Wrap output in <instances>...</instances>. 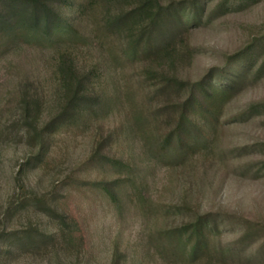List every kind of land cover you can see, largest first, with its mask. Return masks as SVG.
<instances>
[{"label": "rangeland", "instance_id": "rangeland-1", "mask_svg": "<svg viewBox=\"0 0 264 264\" xmlns=\"http://www.w3.org/2000/svg\"><path fill=\"white\" fill-rule=\"evenodd\" d=\"M92 3L94 11L85 18V34L92 47L81 48L75 55L77 66L84 67L83 71H90L94 63H100L98 42L102 41L100 33L109 16L132 9L128 3L119 5L106 0H92ZM208 17H204L198 29L191 31L188 56L177 61L174 67L156 66L154 70L158 74L197 81L210 70L221 68L240 49L264 37V0L250 4L243 11ZM55 60L52 51L24 46L0 62V220L7 201L20 192L15 178L22 170L24 186L28 188L24 190V199L31 194L30 188L45 196L55 192L62 211L78 224L79 232L73 241L75 248L64 250L61 241L58 247L49 246L46 253L38 255L12 252L15 255L0 264H111L115 248L125 254L122 259L119 256L121 264H163L154 252L146 256L141 246L153 232L178 227L193 217L176 212L164 219L142 218L132 205H122L119 209L94 184L83 185L117 179L103 166L89 161L98 143L107 137L116 142L110 152L112 157L149 167L144 191L152 204L159 205L166 213L187 203L190 209L211 212L222 216L221 223L228 222L219 243L222 247H237L241 258L237 256L219 264H264V258H254L256 250L264 248V78L230 104L216 154L198 155L185 160V164L168 166L147 162L143 154L147 152L145 147L168 134L172 127L166 118L168 106L180 104L184 98L170 97L169 90L162 85L146 83L142 76L144 65L111 68L102 83L109 79L118 88L116 106L110 113L87 122L88 129L55 136L49 170H27L26 164L36 152L35 142L24 128L21 91L28 89L32 95L38 93L52 99ZM108 87V93L115 95L110 83ZM253 106L259 107L254 116L237 120ZM135 109L144 111L146 122L142 130L148 142L144 141V134L133 128ZM157 112L162 114L158 120ZM47 113L46 109L39 125L51 119ZM70 177L75 181L62 188ZM28 225L40 227L48 234L57 232L56 224L40 210L25 212L24 219H17L10 227L23 230Z\"/></svg>", "mask_w": 264, "mask_h": 264}, {"label": "trees", "instance_id": "trees-1", "mask_svg": "<svg viewBox=\"0 0 264 264\" xmlns=\"http://www.w3.org/2000/svg\"><path fill=\"white\" fill-rule=\"evenodd\" d=\"M106 1L119 5L128 3L132 9L109 16L100 33L102 41L98 42L100 63H94L90 71H83L84 67L77 66L75 55L81 48L92 47L85 34V18L94 11L92 0H0V62L24 46L52 51L56 55L52 99L38 93L32 95L28 89L21 91L24 128L35 142L36 152V156L28 160L26 169L49 170L55 136L88 129L87 122L105 112L110 113L119 101L115 97L118 88L109 79L103 84L104 75L111 68L117 70L134 64L145 66L142 76L146 83L162 85L169 90L170 97L184 98L180 104L168 106L166 118L172 127L162 139L145 147V161L172 166L180 162L185 164V160L198 155L216 154L219 133L226 125L230 104L264 78V37L240 49L221 68L210 70L197 81L158 74L154 68L161 67V64L174 67L177 61L188 56L191 31L201 26L204 17L209 16V19L215 14L243 11L258 0H222L216 4V0H172L167 3L161 0ZM109 83L115 95L108 93ZM258 108H249L250 112L237 120L254 116ZM46 109L47 118L51 116V119L39 125ZM161 115L157 112L156 120ZM133 118V128L144 134L143 140L148 142L142 130L146 122L144 111L135 109ZM114 144L116 142L110 137L103 138L89 161L103 166L117 179L83 185L94 184L98 192L119 209L122 205H132L142 218L164 219L176 212L193 217L192 221L178 227L149 235L148 242L141 246L146 256L154 252L163 264H219L239 257L237 247H222L219 243L223 230L228 227L227 221L221 223L222 216L200 213L190 209L187 203L179 209L170 208L166 213L159 205L152 204L144 191L149 167L135 166L122 157H112L110 152H113ZM21 172L15 178L20 192L7 201L0 220V263L15 254L46 253L49 246L58 247L61 241L64 242V250L71 251L79 232L78 224L70 221L62 211L55 192L45 196L30 188L31 194L24 199V190L28 188L24 186ZM73 181L70 177L61 187L65 188ZM35 210L42 211L56 224L54 235L31 225L23 230L11 229L14 221L24 219L25 212ZM119 251L115 248L111 264H121L125 254ZM254 258H264V248H258Z\"/></svg>", "mask_w": 264, "mask_h": 264}]
</instances>
